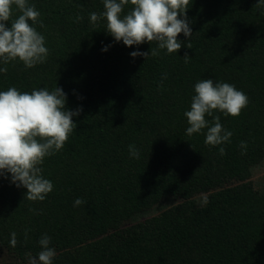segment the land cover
Returning a JSON list of instances; mask_svg holds the SVG:
<instances>
[{
  "label": "trees",
  "instance_id": "obj_1",
  "mask_svg": "<svg viewBox=\"0 0 264 264\" xmlns=\"http://www.w3.org/2000/svg\"><path fill=\"white\" fill-rule=\"evenodd\" d=\"M28 2L41 13L43 27H33L50 54L31 69L18 60L0 64L8 69L0 91L58 86L66 108L82 111L63 149L41 165L54 185L44 201L24 198L27 189L11 183L10 173L0 176L5 264H29L45 234L53 264H264V187L252 179L264 163V8L257 0H190L191 37L179 34L177 53L146 60L130 53H150L154 43L128 47L104 19L92 26L89 14L103 12V0ZM19 15L13 7L12 19ZM209 78L249 98L238 117L214 110L233 133L215 147L204 143L207 129L187 136L184 116L194 85ZM130 144L139 159L130 157ZM77 198L86 203L74 206Z\"/></svg>",
  "mask_w": 264,
  "mask_h": 264
},
{
  "label": "clouds",
  "instance_id": "obj_2",
  "mask_svg": "<svg viewBox=\"0 0 264 264\" xmlns=\"http://www.w3.org/2000/svg\"><path fill=\"white\" fill-rule=\"evenodd\" d=\"M189 4L190 0H103L104 11L90 13L89 20L95 27L104 19L106 31L125 46L154 43L156 47L151 48L150 53H130L133 58L142 56L146 60L149 55L158 56L165 49L166 54L177 53L183 46V42L178 40L179 34L191 37L192 29L187 19ZM128 5H131V10L123 14ZM255 6L264 8V0H257ZM13 7L20 12L15 19H12ZM40 16L41 13L28 0H0V64L8 65L18 60L31 69L47 61L50 51L45 37L33 27L37 23L43 27ZM82 20L83 16L77 14L75 22ZM7 22H10V27ZM191 47L187 44V48ZM102 50L107 51L108 46ZM190 58L185 52V63ZM7 71V67H0V72ZM166 78L167 74H164L161 79ZM194 93L190 110L184 112L188 124L186 135L191 137L207 129L206 146L229 143L233 133L223 128L214 110L224 116L238 117L249 104L248 96L232 84L214 82L210 78L198 81L194 85ZM66 101V94L58 86L52 90L34 88L31 92H21L16 87L0 91V176L10 173L11 183L27 189L24 198L29 201L42 202L53 191L54 185L43 176L41 165L46 157L63 149L77 127L73 117L79 116L82 109L69 110ZM206 116L213 117L211 124ZM240 148L241 154H245L247 143L241 141ZM128 150L130 157L139 159L140 152L134 144H130ZM219 154H226L223 147L219 148ZM85 203L82 198H77L74 206ZM28 231L24 233L25 242ZM17 243L13 232L10 245L15 247ZM38 244L41 251L36 257L28 255L29 264H53L56 251L50 247L51 237L43 235Z\"/></svg>",
  "mask_w": 264,
  "mask_h": 264
},
{
  "label": "rangeland",
  "instance_id": "obj_3",
  "mask_svg": "<svg viewBox=\"0 0 264 264\" xmlns=\"http://www.w3.org/2000/svg\"><path fill=\"white\" fill-rule=\"evenodd\" d=\"M253 182L255 183L256 186L258 187H264V163H262L261 165L257 166L254 171H253ZM158 210L156 209L155 212L154 210L151 211V213H149V216H153L155 214H157ZM147 216V215H145ZM6 260L8 261V258L1 256L0 257V264H5Z\"/></svg>",
  "mask_w": 264,
  "mask_h": 264
}]
</instances>
